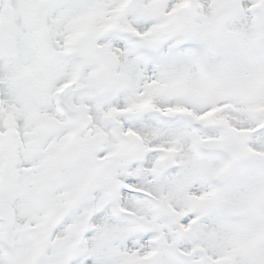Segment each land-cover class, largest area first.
Returning a JSON list of instances; mask_svg holds the SVG:
<instances>
[{
    "label": "snow or ice",
    "instance_id": "obj_1",
    "mask_svg": "<svg viewBox=\"0 0 264 264\" xmlns=\"http://www.w3.org/2000/svg\"><path fill=\"white\" fill-rule=\"evenodd\" d=\"M0 264H264V0H0Z\"/></svg>",
    "mask_w": 264,
    "mask_h": 264
}]
</instances>
